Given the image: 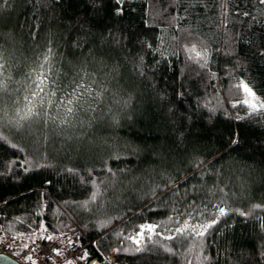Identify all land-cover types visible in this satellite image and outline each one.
Returning a JSON list of instances; mask_svg holds the SVG:
<instances>
[{
	"label": "trees",
	"instance_id": "trees-1",
	"mask_svg": "<svg viewBox=\"0 0 264 264\" xmlns=\"http://www.w3.org/2000/svg\"><path fill=\"white\" fill-rule=\"evenodd\" d=\"M49 48L63 87L83 69L103 95L63 135L5 117L0 242L77 240L86 264H264V113L239 88L264 101V4L0 0L7 116Z\"/></svg>",
	"mask_w": 264,
	"mask_h": 264
},
{
	"label": "snow or ice",
	"instance_id": "snow-or-ice-1",
	"mask_svg": "<svg viewBox=\"0 0 264 264\" xmlns=\"http://www.w3.org/2000/svg\"><path fill=\"white\" fill-rule=\"evenodd\" d=\"M4 2L7 3V0H4ZM115 3L121 5L123 0H115ZM259 3L264 4V0H259ZM116 14H122L120 7L116 9ZM259 55L264 56V50L260 51ZM53 57V50L49 48L37 60L35 66L25 73L24 95L22 99L14 101L17 108L13 115L7 116L6 110L0 104V125H3L5 117H7L8 124L21 134L25 132L31 133L34 124L42 123L44 126H52L53 131L58 135H63L68 129L76 127L77 123L80 125L85 123L79 119L81 111L94 112L96 110L93 105L95 101L101 98L103 93L93 90L92 85L95 84V80L92 79L91 75L82 69L71 82L69 90L63 87L59 80L56 79L57 73L53 66ZM198 58L204 59L206 63V52L203 56L198 54ZM6 67L7 61L5 60L4 52L0 50V101H2L3 93L7 90L5 80L11 78L10 75L5 76ZM239 88L246 94V98L242 103L250 110L249 115L264 113V101L258 100L247 84L240 82ZM17 91L19 92L20 89H17ZM124 103L126 105L127 101ZM233 106L235 107V105ZM72 138L71 136L67 137V139ZM3 139L5 137L0 134V140ZM231 143L236 144L238 141L233 140ZM97 195L98 192H94L92 198L95 199ZM218 211L221 216L225 214L224 208H219ZM212 223H215V220ZM212 223L200 225L199 227L193 226L192 231L198 236H203L207 228L212 226ZM155 228L156 226L153 225L141 226V231L138 235H143L145 231L153 232ZM185 231H187V224H185L183 229H176L179 235H183ZM167 238L174 239V237ZM40 239L52 241L54 238L52 236H41ZM52 251L56 255L60 254L59 249L55 247H53ZM27 259L31 260L32 258L29 256ZM66 264H71V261L66 262Z\"/></svg>",
	"mask_w": 264,
	"mask_h": 264
},
{
	"label": "built area",
	"instance_id": "built-area-1",
	"mask_svg": "<svg viewBox=\"0 0 264 264\" xmlns=\"http://www.w3.org/2000/svg\"><path fill=\"white\" fill-rule=\"evenodd\" d=\"M33 241L24 247L4 245L0 242V250L27 264H33V262L34 264H64L68 261H71V264H81L80 260L83 257L84 249L76 244L77 242H71L66 255L61 257L52 251L53 247L56 248L54 241H43L40 237H36ZM29 256L32 258L31 260L27 259Z\"/></svg>",
	"mask_w": 264,
	"mask_h": 264
},
{
	"label": "water",
	"instance_id": "water-1",
	"mask_svg": "<svg viewBox=\"0 0 264 264\" xmlns=\"http://www.w3.org/2000/svg\"><path fill=\"white\" fill-rule=\"evenodd\" d=\"M0 264H22L9 254L4 253L0 250Z\"/></svg>",
	"mask_w": 264,
	"mask_h": 264
},
{
	"label": "rangeland",
	"instance_id": "rangeland-1",
	"mask_svg": "<svg viewBox=\"0 0 264 264\" xmlns=\"http://www.w3.org/2000/svg\"><path fill=\"white\" fill-rule=\"evenodd\" d=\"M73 239H76L75 237L70 239L69 241L73 240ZM58 249L59 250H62V252L64 253V251L67 249V246L69 245V243H66V240L64 238H59L58 240ZM61 254V253H60ZM59 254V255H60ZM81 261V260H80ZM82 262V261H81ZM66 264V263H65Z\"/></svg>",
	"mask_w": 264,
	"mask_h": 264
},
{
	"label": "bare ground",
	"instance_id": "bare-ground-1",
	"mask_svg": "<svg viewBox=\"0 0 264 264\" xmlns=\"http://www.w3.org/2000/svg\"><path fill=\"white\" fill-rule=\"evenodd\" d=\"M72 242H77L76 244H78L83 249V247L80 245V243L77 240H73ZM84 255H85V253H83V257H84ZM68 260H71V259H68ZM75 261H76V259H75Z\"/></svg>",
	"mask_w": 264,
	"mask_h": 264
}]
</instances>
